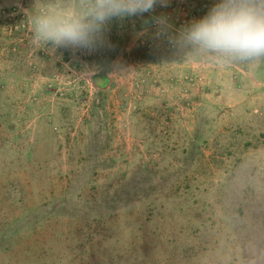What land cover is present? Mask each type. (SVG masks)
<instances>
[{"label": "rangeland", "instance_id": "1", "mask_svg": "<svg viewBox=\"0 0 264 264\" xmlns=\"http://www.w3.org/2000/svg\"><path fill=\"white\" fill-rule=\"evenodd\" d=\"M151 38L149 70L108 39L106 92L0 67V264H264V63L178 71Z\"/></svg>", "mask_w": 264, "mask_h": 264}, {"label": "clouds", "instance_id": "2", "mask_svg": "<svg viewBox=\"0 0 264 264\" xmlns=\"http://www.w3.org/2000/svg\"><path fill=\"white\" fill-rule=\"evenodd\" d=\"M168 0H33L25 10L30 43L43 49L65 48L91 53L111 47L113 21L152 13ZM154 37L165 41L186 61L220 67L264 63V0H215L199 19L174 29L165 15L153 16Z\"/></svg>", "mask_w": 264, "mask_h": 264}, {"label": "crops", "instance_id": "3", "mask_svg": "<svg viewBox=\"0 0 264 264\" xmlns=\"http://www.w3.org/2000/svg\"><path fill=\"white\" fill-rule=\"evenodd\" d=\"M183 1H186L187 5H189L191 9L198 8L199 5L203 1H209L211 5L215 3V0H183ZM9 3H11V5H19L17 1L14 3L11 0L9 1ZM125 27H126V20L113 21L110 25V28H109L110 33L108 31L107 39H110V43L112 42L115 51H117V53L119 52V53H123L126 55L130 54L134 57L137 55H142L143 57L141 58H144V59H139V62L138 60L136 62L135 61L133 62L135 67H137L136 68L137 70H138L139 65L145 66L146 67L145 69H148L149 67L155 69L156 67L152 66V64H155L154 61H152L153 63L150 61L146 63V60H147L146 57L149 56V54H151V56L152 55L158 56L160 54H164V52L160 51L158 48L149 54L146 53L144 56L143 54L145 52L141 51L140 47L136 44L140 33L138 32V30H135L137 32H133L131 31L133 29L129 28L130 30H128V29H125ZM116 35H118L119 38L115 37ZM121 41L123 42L120 43ZM2 43L3 44L0 45V49L2 48V51H3V53H1L3 58H1V61H0V67L2 69L14 68V70H18V71L23 70L24 62H25L24 60L32 55V62L34 64H37L38 66L40 65L44 73H47L49 69L50 77L52 76L51 78L52 80L54 79V83L55 81H58V84L59 83L63 84V86H66V88L68 89L71 87V84L73 83V79H72V74L70 73L68 74L67 72H65L66 70L71 73H77V72H87L88 73L89 72L88 74L86 73L85 76L89 75V81L91 82V86H93L99 91L106 92L108 91V88H110L111 86V80L109 79V76L107 75L106 71L107 69L109 70V68L111 67L113 68L112 66L113 61L110 63H107L106 56H105L106 52L109 49V47L107 46L100 48L96 51H93L91 53L83 51V54H84L83 57L85 56L89 57L90 55H92V57H95V59H91L90 61V60H87V58H84L85 61L80 62V59L78 57H77L78 60L75 59L76 57L71 49H65V48L51 49L50 46L45 47L43 49H38L36 47H33L30 43L23 45L22 43H18L17 41L13 42L12 40L10 41L8 39L3 41ZM118 43L122 44L120 45L121 47L120 46L118 47L117 45ZM13 48H15V51L12 50ZM78 52L82 54V51H78ZM47 55L50 58H47ZM165 55H168L167 57L168 58L171 57V59L173 57L172 54H165ZM151 56L149 57L151 58ZM172 60H174V57ZM192 62L193 61H187V63L184 66L177 67L176 65H174V67L176 66L178 71H183V72L193 70L194 67H197V66L199 70L202 69L204 71L205 69H209V71L213 69H217V67H214V66L212 67L213 64L208 63V62L194 61L195 64L194 62L193 63ZM117 66H118V69L119 68L121 69V67H123L125 71L132 70L131 66L128 67V65L126 64V61L118 62V65L116 64L114 67L116 68ZM170 69H173V68L171 67ZM103 72L106 74V76H104V79H99L100 87L98 88L94 86L92 79L94 76L101 74ZM212 78L215 79L214 77Z\"/></svg>", "mask_w": 264, "mask_h": 264}, {"label": "built area", "instance_id": "4", "mask_svg": "<svg viewBox=\"0 0 264 264\" xmlns=\"http://www.w3.org/2000/svg\"><path fill=\"white\" fill-rule=\"evenodd\" d=\"M212 7L209 1H203L198 8L191 9L183 0H168L166 7L157 5L152 13H145L143 16L126 18V26L131 29L138 30L141 35H149V41H140V44L150 50L157 45L154 37L156 27L151 22L153 16L165 15L168 17L169 23L174 29H179L181 26L191 22L194 19L202 18ZM25 7L22 5L11 9L3 10L0 15V31L10 38L22 42L30 33L31 26L25 14ZM119 21V20H115ZM166 51L173 52L168 44L161 40ZM15 51V48L12 49Z\"/></svg>", "mask_w": 264, "mask_h": 264}, {"label": "trees", "instance_id": "5", "mask_svg": "<svg viewBox=\"0 0 264 264\" xmlns=\"http://www.w3.org/2000/svg\"><path fill=\"white\" fill-rule=\"evenodd\" d=\"M99 79H104V76L102 74H98V75L94 76L93 79H92V82H93L94 86H96L98 88L100 87Z\"/></svg>", "mask_w": 264, "mask_h": 264}, {"label": "water", "instance_id": "6", "mask_svg": "<svg viewBox=\"0 0 264 264\" xmlns=\"http://www.w3.org/2000/svg\"><path fill=\"white\" fill-rule=\"evenodd\" d=\"M103 76H106V74L103 72V73H101Z\"/></svg>", "mask_w": 264, "mask_h": 264}]
</instances>
